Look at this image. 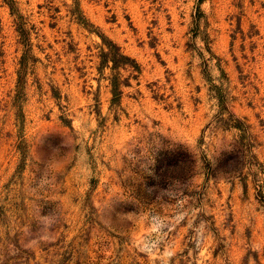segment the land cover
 <instances>
[{
  "label": "rangeland",
  "instance_id": "374dc122",
  "mask_svg": "<svg viewBox=\"0 0 264 264\" xmlns=\"http://www.w3.org/2000/svg\"><path fill=\"white\" fill-rule=\"evenodd\" d=\"M0 264H264V0H0Z\"/></svg>",
  "mask_w": 264,
  "mask_h": 264
}]
</instances>
